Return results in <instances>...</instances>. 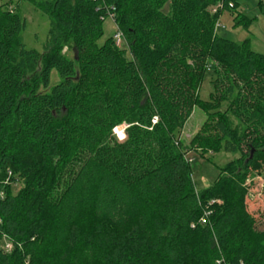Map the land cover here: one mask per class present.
Here are the masks:
<instances>
[{"label":"trees","instance_id":"trees-1","mask_svg":"<svg viewBox=\"0 0 264 264\" xmlns=\"http://www.w3.org/2000/svg\"><path fill=\"white\" fill-rule=\"evenodd\" d=\"M34 3L50 19L43 54L0 5V264H264V207L243 186L264 163V53L217 33L223 11L250 25L238 1ZM109 13L123 48L99 43ZM210 66L230 113L199 97ZM52 69L60 82L38 91ZM196 106L192 142L241 153L202 191L175 139Z\"/></svg>","mask_w":264,"mask_h":264},{"label":"rangeland","instance_id":"rangeland-1","mask_svg":"<svg viewBox=\"0 0 264 264\" xmlns=\"http://www.w3.org/2000/svg\"><path fill=\"white\" fill-rule=\"evenodd\" d=\"M38 0H0V5L3 9H8L12 12H19L25 19L26 26L21 32V40L27 49H34L43 54L46 52V43L48 41V32L50 29V19L40 9L35 6L34 2ZM239 13L245 15L251 20L247 27L234 26L233 15L229 11H223L218 20L217 33L229 38L235 42H243L248 40V47L258 53H264V0H237ZM218 5L210 8L211 12L216 10ZM164 12L168 11V6L163 8ZM114 19L106 18L103 21V35L99 39L102 44L107 38L112 36L117 30ZM124 39L120 43L123 48ZM125 46L126 43H125ZM62 53L67 58L73 57V44H66L62 48ZM126 55L129 56L128 50ZM214 66V65H213ZM213 66L205 72L199 88V97L207 102L208 106L219 109L221 112H231L228 101H220L217 98L211 100L213 92L212 81L215 77ZM36 70L28 69L27 76L35 75ZM61 78L57 71L52 69L49 75L48 87H43L40 83L37 90L41 92H49L50 89L59 83ZM234 119L233 116H231ZM207 119V113L200 107H194L184 127L176 133L175 139L180 143L181 150L190 163L191 176L196 191H202L211 186L217 178L220 169L228 162L236 160L241 156L240 152L228 153L222 149L212 151L206 150L204 147H199L192 142L194 136L200 131L204 122ZM238 122V120H235ZM126 123L116 127L113 131L118 140H122ZM243 186L247 189L248 198L259 207H264V163L257 170H249L243 182ZM19 186H17L18 188ZM219 202V201H217ZM256 205V206H257Z\"/></svg>","mask_w":264,"mask_h":264},{"label":"built area","instance_id":"built-area-1","mask_svg":"<svg viewBox=\"0 0 264 264\" xmlns=\"http://www.w3.org/2000/svg\"><path fill=\"white\" fill-rule=\"evenodd\" d=\"M108 18L113 19V14H112V13H109ZM217 26H218V23H217ZM112 39H113L115 45H116V46H119L120 43H121V41L123 40L122 33L117 29V30L115 31V33L112 35ZM115 129H116V128H114V130H115ZM114 130H113V131H114ZM4 248H5L6 251L10 250V248H11V244H10V242H8V241H4Z\"/></svg>","mask_w":264,"mask_h":264},{"label":"water","instance_id":"water-1","mask_svg":"<svg viewBox=\"0 0 264 264\" xmlns=\"http://www.w3.org/2000/svg\"><path fill=\"white\" fill-rule=\"evenodd\" d=\"M253 152H251V154H252Z\"/></svg>","mask_w":264,"mask_h":264}]
</instances>
